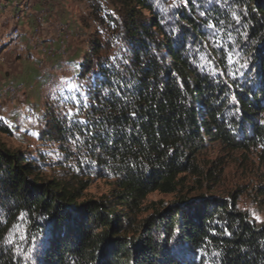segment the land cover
Listing matches in <instances>:
<instances>
[{
	"label": "trees",
	"instance_id": "trees-1",
	"mask_svg": "<svg viewBox=\"0 0 264 264\" xmlns=\"http://www.w3.org/2000/svg\"><path fill=\"white\" fill-rule=\"evenodd\" d=\"M118 1L125 9L124 55L97 58L87 88L92 120L85 125L87 145L100 149L89 148L90 155L113 173L112 187L83 198L79 188L45 178L24 153L0 146V264H21L3 243L21 212L38 239L40 264H264V225L237 209L236 195H179L177 177L211 173L196 161L207 140L232 149L264 143V0L236 2L244 21L238 41L254 71L235 81L200 70L204 49L218 69H228L206 46L204 24L192 10L181 11L175 38L157 15L138 17L134 4L152 9L145 0ZM89 49L82 71L94 67L98 49ZM48 131L65 133L57 121ZM155 191L178 196L169 204L145 203Z\"/></svg>",
	"mask_w": 264,
	"mask_h": 264
},
{
	"label": "rangeland",
	"instance_id": "rangeland-1",
	"mask_svg": "<svg viewBox=\"0 0 264 264\" xmlns=\"http://www.w3.org/2000/svg\"><path fill=\"white\" fill-rule=\"evenodd\" d=\"M237 1L189 0L184 4L182 0H145L151 10L137 4H134V8L139 11L137 15L140 19L157 15L158 20L163 21L162 25L171 33L173 28L179 33L177 27L181 25V11L191 14L192 10L204 24L202 30L206 34V46L215 50L216 58L225 59V66L229 70V51H239L241 63L244 59L250 60V55L245 53L238 41L244 21L239 16L242 9L236 4ZM173 3L176 4L175 8L171 7ZM24 6H27V10H35L31 30L24 38L30 51L23 46L22 34L15 38L18 36L15 28L24 22L28 12H25ZM17 7H21L24 13L21 14L20 9L14 14L13 9ZM202 11L206 13L205 16H200ZM218 11L220 15L217 14ZM233 11L240 17L238 25L232 17ZM39 18H44L46 22L42 32L41 26H37ZM209 20L216 25L214 40L210 39L213 30L205 27ZM125 23V9L118 0H0V87L7 90L19 87L14 100L5 92L0 97V117L4 118L0 120V146L24 153L38 166L45 178L63 181L79 188L83 198H97L107 194L114 180L113 173L95 163L87 162H94L87 145L88 135L85 130V125L92 120L87 88L98 72L95 65L97 58L99 61L114 62L124 55ZM35 29L37 30L33 33ZM35 34L43 43H52L55 49H59L61 41L64 40L65 56H41L36 48L37 43L31 42V36ZM64 34H68L66 38L62 37ZM46 36H49L48 39ZM179 36L180 33L174 37ZM219 41L225 47H217L216 42ZM90 44H95L98 49L97 54L93 53L91 56L94 67L89 71H82L81 63L91 53ZM187 47L196 48L190 43ZM198 57L199 65L207 63L205 58L213 60L212 54L205 49L198 53ZM233 59L237 57L233 55ZM33 61L36 68L32 65ZM40 63L44 65L39 67ZM24 67L25 72L21 74ZM203 72L212 74L210 71ZM246 76H249L247 70L244 77ZM72 85L79 87L70 88ZM73 95L76 96L75 100L71 98ZM68 109L77 113L72 121L67 118ZM263 118L261 116L259 120ZM51 121L59 122L65 129L61 137L49 134L48 124ZM32 132H38L39 136H33ZM76 136H80L81 141L73 145L72 139ZM85 157L87 161L81 163ZM196 159L203 172L210 170L211 173L206 177L190 172L178 174L177 177H182V184L178 188L179 195L191 198L199 195L229 198L230 194H235L237 209L245 212L248 219L257 226L264 225L254 221L252 216L255 213L264 219L263 142H256L243 149H232L220 142L207 140L197 153ZM177 196L155 191L148 194L145 203L161 200L164 204H169ZM143 215L145 214H141ZM16 218L10 223L3 241L8 238L12 226L20 223ZM24 228L28 229V239L18 246L5 247L21 264H40L38 239L32 240L34 234L26 217L23 226L18 230L23 231ZM29 247L33 251L31 259H26L24 252Z\"/></svg>",
	"mask_w": 264,
	"mask_h": 264
},
{
	"label": "snow or ice",
	"instance_id": "snow-or-ice-1",
	"mask_svg": "<svg viewBox=\"0 0 264 264\" xmlns=\"http://www.w3.org/2000/svg\"><path fill=\"white\" fill-rule=\"evenodd\" d=\"M189 2V0H182V3L187 4ZM209 2H211V0H209ZM173 8L176 7V4L173 3V5L171 6ZM200 16H205L206 13L205 12H200L199 13ZM232 17L235 20L236 24H240V17L236 14L235 11L232 12ZM161 23H163V21H161ZM220 23H223V21H220ZM205 27L207 29H211L213 30L212 35L210 36V39H215V29H216V25L209 20V22L205 25ZM229 27L231 28L232 26L229 25ZM172 34L174 36L179 35V33L176 31L175 28H173L172 30ZM229 40H231V36H229ZM217 43V47L219 48H223L225 47V45L223 44L222 41L216 42ZM154 55H159L158 53L155 52V50H153ZM233 55H235L237 57V59H233ZM207 63H201L199 65V67L201 68L202 71H210L212 73V75H220V74H226L228 77H230L233 81H235L238 77H243L245 76V70H247L248 72H252L254 71V69L251 68L250 66V60L249 59H244L243 63L240 62L239 59V51L233 50V51H229L227 53V62H228V68L229 70L225 73L223 72V70H219L215 67V61L212 59H207ZM125 64L128 63L127 60L124 61ZM117 67H119V65H116ZM234 68V70H232ZM78 85H72L70 86V88H78ZM128 87H131V85H129ZM107 92V89L105 90ZM73 100L76 99V96L73 95L71 97ZM240 113V109L237 107L236 108V114ZM77 113H74L72 109H68L66 115L67 118L72 121L73 117L76 115ZM131 115L134 117L136 115L135 112L131 113ZM3 117H0V120H3ZM76 123H85L84 121H76ZM260 123L264 124V121H261ZM10 127H15V125H9ZM26 131V129H24ZM33 136H39L38 132H32L31 133ZM88 135H91V133H89ZM81 141V137L80 136H76L75 139H72V143L73 145H76L78 142ZM89 148L92 150H95L97 153H99L100 149L98 146L94 147L89 145ZM51 155V153H49ZM87 161V158L85 157L84 160H81V163H85ZM89 163H94L91 161H87ZM253 216V220L256 222H259L261 224H264V219H262L260 216L256 215L255 213L252 214ZM25 217L26 214L24 212H21L20 215L16 218L18 221H20L19 224H14L12 226V228L9 230V236L8 238H6L3 243L5 246H12V245H19V243L23 242L24 240L28 239V229L24 228L23 231H19L18 229H20L25 221ZM32 240H35V237H32ZM33 249L32 247H29L28 251L24 252V257L26 259H31V253H32ZM198 253L200 255V258L203 259L204 256L207 255V253L203 250L200 249L198 250ZM18 254V253H17ZM220 255L219 252H213L212 256L213 257H218ZM204 264H209L208 260L204 261Z\"/></svg>",
	"mask_w": 264,
	"mask_h": 264
},
{
	"label": "built area",
	"instance_id": "built-area-1",
	"mask_svg": "<svg viewBox=\"0 0 264 264\" xmlns=\"http://www.w3.org/2000/svg\"><path fill=\"white\" fill-rule=\"evenodd\" d=\"M19 24H21V22ZM45 25H46L45 19L39 18L37 26H41V32L44 30ZM67 35L68 34H64L62 37L66 38ZM63 41L64 40L61 41V45H60L59 49H55L54 46L52 45V43L51 44H43V42L40 40V37H39L37 39L38 51L41 54V56H44V57L54 56L57 54L64 57L66 52H65V45H64ZM41 64L42 63H40L39 65H41ZM18 88H12V89L7 90L3 87H0V97L2 96V93L5 92L11 96L12 100H14L15 94H16Z\"/></svg>",
	"mask_w": 264,
	"mask_h": 264
},
{
	"label": "crops",
	"instance_id": "crops-1",
	"mask_svg": "<svg viewBox=\"0 0 264 264\" xmlns=\"http://www.w3.org/2000/svg\"><path fill=\"white\" fill-rule=\"evenodd\" d=\"M19 1V0H18ZM12 2V1H11ZM21 9V14H22V12L25 10V12L26 11H28L27 12V14H26V19L24 20V22L20 25V26H18V28H15L16 29V35H18L17 37H15V38H19L20 36H21V34H22V36H23V46L25 47V49L27 48L29 51H30V46H29V44H27V40L26 39H24V38H26L25 36L26 35H28V33L30 32V30H31V26H32V24H33V22H34V18H33V14H35V10H32V9H29V10H27V6H24L23 7V9L24 10H22V8L21 7H17V8H14L13 9V12H14V14H17L18 13V11ZM24 13V12H23ZM44 15V14H43ZM18 17V16H17ZM36 30L37 29H35L34 31H33V33L34 32H36ZM21 32V33H20ZM34 36H37L36 34L35 35H33V37ZM32 36H31V40H32V38H33ZM38 38H39V36H37ZM47 37V36H46ZM49 37V36H48ZM48 37H47V39H48ZM46 39V40H47ZM47 42V41H46ZM29 43V42H28ZM45 44H48V43H45ZM37 48V47H36ZM32 53H33V51H31ZM36 54V53H35ZM37 57V56H36ZM32 65H33V67L34 68H36V63H34V61L32 62ZM42 65H44V63L43 64H41V65H38L39 67H42ZM29 66H31V65H29ZM25 67L24 68H22L21 69V74H23L25 71ZM28 70V69H27Z\"/></svg>",
	"mask_w": 264,
	"mask_h": 264
},
{
	"label": "bare ground",
	"instance_id": "bare-ground-1",
	"mask_svg": "<svg viewBox=\"0 0 264 264\" xmlns=\"http://www.w3.org/2000/svg\"><path fill=\"white\" fill-rule=\"evenodd\" d=\"M38 36V35H37ZM37 36H32L33 38H32V40H31V42L33 43V44H35V43H37V39H38V37ZM43 44H45V43H43ZM36 47H37V49H38V44L36 45Z\"/></svg>",
	"mask_w": 264,
	"mask_h": 264
}]
</instances>
